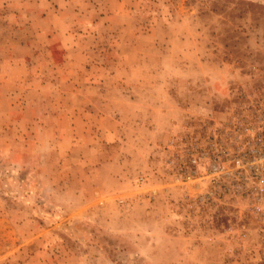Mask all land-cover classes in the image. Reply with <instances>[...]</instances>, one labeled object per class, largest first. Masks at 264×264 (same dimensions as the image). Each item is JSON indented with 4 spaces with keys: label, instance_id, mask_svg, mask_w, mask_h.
Segmentation results:
<instances>
[{
    "label": "rangeland",
    "instance_id": "1",
    "mask_svg": "<svg viewBox=\"0 0 264 264\" xmlns=\"http://www.w3.org/2000/svg\"><path fill=\"white\" fill-rule=\"evenodd\" d=\"M263 99L264 0H0V264H264Z\"/></svg>",
    "mask_w": 264,
    "mask_h": 264
},
{
    "label": "built area",
    "instance_id": "2",
    "mask_svg": "<svg viewBox=\"0 0 264 264\" xmlns=\"http://www.w3.org/2000/svg\"><path fill=\"white\" fill-rule=\"evenodd\" d=\"M253 108V114L249 118L250 121H246V125L244 126L247 134L250 135V145L244 147L240 143L244 132H237L235 134V144L237 145L238 153L235 155L234 160H229L228 152L225 148L226 145H221L220 143L223 156L218 152L219 157H214L215 161L210 164L211 168L207 167V171L211 175H217L224 188L234 193H241L242 191V187L236 182L239 176L243 173L251 175L257 181V186L252 194H256V200L259 203L264 199V99L254 104ZM242 141L244 142L245 138ZM206 158L207 151L205 152L204 150V160ZM189 161L192 166H200L198 159L195 157L190 158ZM231 177L234 179H230ZM213 192L214 190L208 191L203 199L209 201L212 198ZM255 208L257 211H261L262 209L259 204Z\"/></svg>",
    "mask_w": 264,
    "mask_h": 264
}]
</instances>
